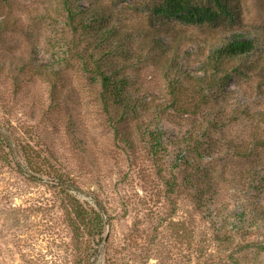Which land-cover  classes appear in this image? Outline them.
Instances as JSON below:
<instances>
[{
	"label": "rangeland",
	"instance_id": "obj_1",
	"mask_svg": "<svg viewBox=\"0 0 264 264\" xmlns=\"http://www.w3.org/2000/svg\"><path fill=\"white\" fill-rule=\"evenodd\" d=\"M236 1L0 0V264H264V46L207 65L264 31Z\"/></svg>",
	"mask_w": 264,
	"mask_h": 264
},
{
	"label": "trees",
	"instance_id": "obj_2",
	"mask_svg": "<svg viewBox=\"0 0 264 264\" xmlns=\"http://www.w3.org/2000/svg\"><path fill=\"white\" fill-rule=\"evenodd\" d=\"M213 2L218 8L224 9L226 11L229 10V12H227V16H230V19H238V16H235V14L239 12V5L237 4L236 0H213ZM76 12V10L72 11V8H70L66 13L68 20L67 22L69 23L65 24V26L69 28V33L71 36L91 38L93 36H90L89 34L96 33L97 37L101 38L100 40H104L107 37H110L109 30L89 33V26L86 24V22L84 23L82 22V20H80V16L82 14ZM226 35L230 38V40H221V45L219 46V48L213 50L207 57V65L209 66L210 64H213L214 70L216 72H218L222 62L238 58L240 56H248L249 54H252L259 46H264V31L245 32L242 30H229ZM91 40L93 43L96 42L95 38H92ZM93 68V73H96L95 76H97L98 78L92 77V82L99 80L98 82L100 83V87L97 89V86H92V91L95 93L97 92L100 101L106 107V104L108 102L110 103L112 92L108 90L107 79L103 78V76L100 75L98 67L93 66ZM34 72L36 77L41 81L44 80L48 84L50 83L52 91L55 90V86L54 84H51V82L54 81V79L58 75H60L59 71H54L53 68H50V70L46 68H39L38 70L35 69ZM55 94L56 93L53 92L52 97H54ZM105 111H107V108H105Z\"/></svg>",
	"mask_w": 264,
	"mask_h": 264
}]
</instances>
